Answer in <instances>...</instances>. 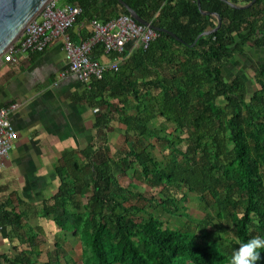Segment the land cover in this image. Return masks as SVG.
<instances>
[{
	"label": "trees",
	"instance_id": "obj_1",
	"mask_svg": "<svg viewBox=\"0 0 264 264\" xmlns=\"http://www.w3.org/2000/svg\"><path fill=\"white\" fill-rule=\"evenodd\" d=\"M64 1L82 8L78 23L97 18L99 5L108 20L129 14L118 0ZM123 1L181 40L158 31L148 48L124 53L116 71L93 78L77 98L98 106L97 127L116 118L137 139L111 156L102 133L79 154H63L61 184L37 208L59 228L54 248L44 246L43 229L28 222L21 200L0 197V233L9 227L15 250L0 253V263L69 264L66 247L79 242L82 264H228L241 242L264 236V64L252 92L241 75L222 73L247 47L264 49V0L244 8L230 3L253 0H199L200 8L198 0ZM213 13L221 25L198 38L217 26ZM141 139L148 144L137 150ZM130 176L156 194L122 184ZM189 193L200 196L201 217L189 213Z\"/></svg>",
	"mask_w": 264,
	"mask_h": 264
},
{
	"label": "crops",
	"instance_id": "obj_2",
	"mask_svg": "<svg viewBox=\"0 0 264 264\" xmlns=\"http://www.w3.org/2000/svg\"><path fill=\"white\" fill-rule=\"evenodd\" d=\"M65 3L58 0L57 4ZM98 14L95 19L108 20L109 14L102 5ZM92 30V22H75L70 35L75 41H81L90 37ZM134 48L133 43H128L126 55L135 51ZM15 57L12 62L0 59V106L13 102L19 105L10 115L18 140L4 159L0 197L21 200L24 203L21 208L28 211V222L44 229L43 222H53L52 216H39L37 208L48 202L61 184L57 167L63 163V154L77 155L106 133L109 154L116 156L118 151L127 150L137 137L133 132L127 133L126 126L116 118L110 120L106 130L97 127L98 106L77 98L87 92L88 84L68 72L62 39L51 42L41 53L22 51ZM92 57L105 63L112 60L111 54L95 47ZM63 71L67 72L61 76ZM147 144L141 139L137 150ZM8 231L9 227H4L0 233V253H7L3 248L7 246Z\"/></svg>",
	"mask_w": 264,
	"mask_h": 264
},
{
	"label": "built area",
	"instance_id": "obj_3",
	"mask_svg": "<svg viewBox=\"0 0 264 264\" xmlns=\"http://www.w3.org/2000/svg\"><path fill=\"white\" fill-rule=\"evenodd\" d=\"M57 3L58 0L47 3L39 15L27 25L20 38L5 51L2 60L15 61V55L22 51L43 52L51 42L62 39L68 72L89 84L93 78L101 79L105 73L118 69L122 55L127 53L128 43H133L135 48L141 46L146 49L159 34L150 25L137 22L129 14H121L107 21L93 19V34L85 40L75 41L69 30L81 14L82 8L69 2L64 5ZM98 43L103 45L106 53L118 56L108 63L95 59L92 57V51ZM66 72H61V76ZM18 106L17 102L0 106V173L5 166L4 159L18 140L17 131L10 119V115Z\"/></svg>",
	"mask_w": 264,
	"mask_h": 264
},
{
	"label": "rangeland",
	"instance_id": "obj_4",
	"mask_svg": "<svg viewBox=\"0 0 264 264\" xmlns=\"http://www.w3.org/2000/svg\"><path fill=\"white\" fill-rule=\"evenodd\" d=\"M264 63V49L260 48H249L247 47L246 50L242 54H238L236 58H234L231 62L227 63L225 67H223L222 73L223 76L226 79H231L235 75L239 74L246 80L247 88L249 92L254 91L257 88L254 74L258 67ZM156 145L158 147L159 151H163L164 154H169L167 149L165 148L164 144L162 142H156ZM141 147V146H140ZM122 148V146H120ZM164 154H161L162 156ZM132 176L126 179H122V184L128 185L133 184L136 186L137 190L141 193H144L147 196L155 195L157 188L152 187L148 185L147 183L139 182V181H131ZM181 194H179L180 196ZM178 196V197H179ZM200 196L189 193L188 196V202L186 203L189 209V213L192 214L195 218L202 216V211L199 209V201ZM144 205H147L144 201H141ZM148 210H151V208L147 207ZM175 219V218H173ZM172 219V221H173ZM176 220V219H175ZM182 221L184 219H179L174 222L175 224H182ZM36 224L35 221H32ZM44 229L41 238L46 241V244L44 246L48 248H54V242L55 238L59 232V228L57 225L53 222H47L44 221ZM199 233H201V230L198 229ZM23 247V246H22ZM67 252L69 255V264H82L81 263V245L79 242H76L74 247H72L71 250H69V247L67 246ZM4 251H7L9 254H11V251H15L14 248L10 243L7 242V246L3 248ZM42 259H45L46 255L42 256ZM2 264V263H1ZM37 264H43L42 262H38Z\"/></svg>",
	"mask_w": 264,
	"mask_h": 264
},
{
	"label": "water",
	"instance_id": "obj_5",
	"mask_svg": "<svg viewBox=\"0 0 264 264\" xmlns=\"http://www.w3.org/2000/svg\"><path fill=\"white\" fill-rule=\"evenodd\" d=\"M51 0H0V59L5 51L11 47L22 35L23 31L27 25L32 22L42 11V9ZM126 9L129 14L139 23L148 24L155 28L157 31H162L173 35L176 39L181 40L172 31L157 27L147 20L143 19L139 14L131 8L125 1L118 0ZM255 0L251 1L246 5H235L230 3L234 7L244 8L251 5ZM198 5L200 8V1L198 0ZM203 13H210L203 11ZM218 19V24L215 28L207 30L201 33V36L209 35L218 29L221 25V17L217 13H213ZM197 38V39H198Z\"/></svg>",
	"mask_w": 264,
	"mask_h": 264
},
{
	"label": "clouds",
	"instance_id": "obj_6",
	"mask_svg": "<svg viewBox=\"0 0 264 264\" xmlns=\"http://www.w3.org/2000/svg\"><path fill=\"white\" fill-rule=\"evenodd\" d=\"M264 250V236L256 235L233 249L228 264H257Z\"/></svg>",
	"mask_w": 264,
	"mask_h": 264
},
{
	"label": "bare ground",
	"instance_id": "obj_7",
	"mask_svg": "<svg viewBox=\"0 0 264 264\" xmlns=\"http://www.w3.org/2000/svg\"><path fill=\"white\" fill-rule=\"evenodd\" d=\"M130 15V14H129ZM149 22V21H148ZM152 24V23H151ZM69 33H70V30H69Z\"/></svg>",
	"mask_w": 264,
	"mask_h": 264
}]
</instances>
